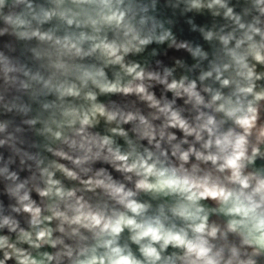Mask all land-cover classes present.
<instances>
[{"label":"clouds","instance_id":"obj_1","mask_svg":"<svg viewBox=\"0 0 264 264\" xmlns=\"http://www.w3.org/2000/svg\"><path fill=\"white\" fill-rule=\"evenodd\" d=\"M0 264H264V0H0Z\"/></svg>","mask_w":264,"mask_h":264}]
</instances>
